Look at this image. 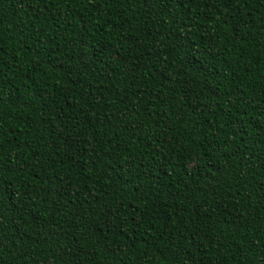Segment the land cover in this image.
I'll return each mask as SVG.
<instances>
[{"label":"trees","instance_id":"1","mask_svg":"<svg viewBox=\"0 0 264 264\" xmlns=\"http://www.w3.org/2000/svg\"><path fill=\"white\" fill-rule=\"evenodd\" d=\"M0 264H264V0H0Z\"/></svg>","mask_w":264,"mask_h":264}]
</instances>
